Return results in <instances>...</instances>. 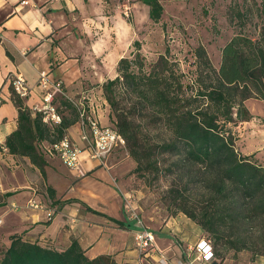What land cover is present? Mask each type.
I'll list each match as a JSON object with an SVG mask.
<instances>
[{
	"label": "trees",
	"instance_id": "1",
	"mask_svg": "<svg viewBox=\"0 0 264 264\" xmlns=\"http://www.w3.org/2000/svg\"><path fill=\"white\" fill-rule=\"evenodd\" d=\"M138 1L147 7V17L158 21L161 3ZM255 10L258 20L241 15L237 24L242 30L250 23L256 27V33L238 31L225 41L219 49L216 68L201 45L193 48L194 69L189 77L167 58L166 49L146 63L139 53L138 41L134 40L130 57L118 58L116 75L101 84L111 125L122 137L135 164L131 172L140 175L148 168L162 165L163 155L169 156L172 160L165 170L174 166L178 169L175 176L181 174V178L170 182L167 206L209 233L215 246L224 244L220 242L221 232L230 221L246 223L264 215V167L236 151L229 127L252 117L245 100L264 102V0ZM9 90L17 110L16 128L5 137L3 145L10 154L28 158L43 176L46 162L37 144L60 138L66 127L79 120L78 107L63 95H56L53 102L61 122L49 130L40 115L32 114L10 86ZM65 109L69 110L68 116ZM260 121L264 124V117ZM148 130L159 132L161 138L155 142L145 138L143 134ZM174 180L180 181V189ZM190 183L203 190L202 201L184 195L182 190ZM111 220L121 229L134 228L132 221ZM226 248L237 251L249 247L231 243ZM253 254L264 255V251L254 250ZM213 255L215 258L214 249ZM0 264L117 263L106 254L87 258L75 239L64 249L56 250L12 234L8 246L0 252Z\"/></svg>",
	"mask_w": 264,
	"mask_h": 264
},
{
	"label": "crops",
	"instance_id": "2",
	"mask_svg": "<svg viewBox=\"0 0 264 264\" xmlns=\"http://www.w3.org/2000/svg\"><path fill=\"white\" fill-rule=\"evenodd\" d=\"M96 1L0 0V248L8 246L12 234L56 250L75 239L89 259L106 254L117 264H149L137 260L132 242L134 228L121 229L111 220L128 221L122 208V176L131 163L114 165L105 161L99 165L82 149L77 154L78 171L46 155L42 176L28 158L10 154L3 145L16 128L17 110L8 81L15 74L32 87L38 73L46 72L51 80L60 81L64 97L93 106L99 123L110 124L100 85L114 76V64L107 62L106 54L96 60L102 53L96 40L85 50L80 47L81 52L68 46L82 44L75 27L79 28L77 21L84 16H92L94 22L100 7ZM88 85L95 88L88 89ZM36 101L34 94L23 99L28 107ZM64 133L83 147L78 122L66 127ZM30 197L40 203V208L26 207ZM10 205L17 206L10 212ZM165 226L148 228L157 247L174 264L185 258L201 229L181 213Z\"/></svg>",
	"mask_w": 264,
	"mask_h": 264
},
{
	"label": "rangeland",
	"instance_id": "3",
	"mask_svg": "<svg viewBox=\"0 0 264 264\" xmlns=\"http://www.w3.org/2000/svg\"><path fill=\"white\" fill-rule=\"evenodd\" d=\"M158 1L162 5V13L158 21L153 22L147 17V7L138 0H97L96 4L100 7L93 18L94 22L91 21L92 16L89 15V19L84 16L77 21L76 25H79V28L75 27L83 45L67 40L71 43L68 46L81 52L80 47L85 50L91 41H98L102 53L96 60H101L106 54L107 62L114 64L115 76L116 61L122 56L130 57L128 54L134 50L132 43L136 40L139 43V53L146 63L154 61L166 49L167 58L175 61L176 67L189 77L194 69L192 51L195 46L201 45L204 48L211 65L216 68L219 63V49L225 41L238 31L251 35L257 31L250 23H246L242 30H239L237 23L241 15L248 20L249 18L252 21L258 20L259 16L256 14L258 12L255 9L261 0ZM87 88L95 87L88 85ZM82 103L85 105L84 102ZM244 105L252 117L247 121H238L235 125H229L234 138V147L240 155H249L251 160L263 164L264 167V124L260 121V118L264 117V102L251 98ZM64 111L68 116L69 110ZM108 123L112 124L111 120ZM143 136L155 142L162 135L157 131L148 130ZM41 148L37 144L38 151L42 153ZM44 156L46 158V155ZM161 159L162 165L148 168L140 175L131 172L135 164L128 156L124 145L115 147L105 160L106 163L114 165L131 163V168L122 176L123 193L130 195L132 216L154 230L166 228L165 224L169 219L181 213L169 208L165 200L170 182L173 178L177 179L179 176L181 178V174L175 176L178 169L174 166H171L170 170H165L166 165L172 160L169 156L163 155ZM174 184L179 185L180 189L179 180L178 182L174 180ZM182 191L193 201H202L205 197L201 194L203 190L192 183ZM7 208L10 212L13 210L11 205ZM221 234L220 242L224 244L218 246L214 245L212 236L202 229L198 235H205L211 241L217 264L264 262V255L253 254L254 250L258 253L264 251V215L253 217L246 223L230 221L222 229ZM231 243L234 245L244 243L249 248L237 251L226 248ZM2 250L0 248V252Z\"/></svg>",
	"mask_w": 264,
	"mask_h": 264
},
{
	"label": "built area",
	"instance_id": "4",
	"mask_svg": "<svg viewBox=\"0 0 264 264\" xmlns=\"http://www.w3.org/2000/svg\"><path fill=\"white\" fill-rule=\"evenodd\" d=\"M9 86L15 95L21 99L27 98L31 94L38 96V101L29 107L32 114L38 113L41 121L49 130L61 122V115L53 102L56 95L62 94V86L59 80H51L47 73L40 71L36 83L32 87L25 84L23 77L15 74L9 77ZM76 104V103H74ZM78 107L79 139L83 141V147H78L65 133L51 142H40L42 153L55 157L68 169L78 171L77 154L80 150H86L87 157L96 161L99 165H104L107 155L115 147H123L124 142L120 134L111 124H101L94 114V107L83 105L82 102L76 104ZM26 207L32 209L40 208V203L33 197L26 201ZM15 209V205H11ZM122 208L128 221L134 225L132 242L133 249L139 263L149 264H170L166 256L154 242L152 231L144 226L132 213L130 195L122 194ZM49 215V214H48ZM1 222V220H0ZM215 262L211 241L205 235L198 236L197 240L187 248L185 258L177 260L174 264H211Z\"/></svg>",
	"mask_w": 264,
	"mask_h": 264
},
{
	"label": "water",
	"instance_id": "5",
	"mask_svg": "<svg viewBox=\"0 0 264 264\" xmlns=\"http://www.w3.org/2000/svg\"><path fill=\"white\" fill-rule=\"evenodd\" d=\"M211 264H217L216 262H212Z\"/></svg>",
	"mask_w": 264,
	"mask_h": 264
}]
</instances>
